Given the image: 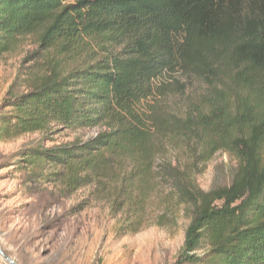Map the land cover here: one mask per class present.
Wrapping results in <instances>:
<instances>
[{
  "label": "trees",
  "instance_id": "obj_1",
  "mask_svg": "<svg viewBox=\"0 0 264 264\" xmlns=\"http://www.w3.org/2000/svg\"><path fill=\"white\" fill-rule=\"evenodd\" d=\"M29 36L55 59L5 102L0 142L52 126L102 129L20 156L72 183L114 178L141 199L159 176L172 182L154 173L156 137L207 159L231 152L239 167L229 186L191 196L172 182L190 198L184 264H264V0H0V59Z\"/></svg>",
  "mask_w": 264,
  "mask_h": 264
},
{
  "label": "rangeland",
  "instance_id": "obj_2",
  "mask_svg": "<svg viewBox=\"0 0 264 264\" xmlns=\"http://www.w3.org/2000/svg\"><path fill=\"white\" fill-rule=\"evenodd\" d=\"M52 53L29 36L0 59V110L51 72ZM202 87H190L189 98L201 97ZM176 111L184 120L185 109ZM100 131L52 126L0 142V246L16 264H184L185 202L190 198L180 196L172 182L194 196L229 186L238 171L239 161L231 152L221 150L207 159L201 147L156 137L160 154L154 173L172 182L159 176L157 189L141 199L133 187H121L114 178L72 183L62 168L31 165L20 156L30 148L87 141ZM260 153L264 161V143ZM0 264H9L2 255Z\"/></svg>",
  "mask_w": 264,
  "mask_h": 264
},
{
  "label": "water",
  "instance_id": "obj_3",
  "mask_svg": "<svg viewBox=\"0 0 264 264\" xmlns=\"http://www.w3.org/2000/svg\"><path fill=\"white\" fill-rule=\"evenodd\" d=\"M0 255H2V256L4 257V259H5L9 264H16L14 261H12L11 259H9L8 256H6V255L4 254V252H3L2 249H1V246H0Z\"/></svg>",
  "mask_w": 264,
  "mask_h": 264
}]
</instances>
